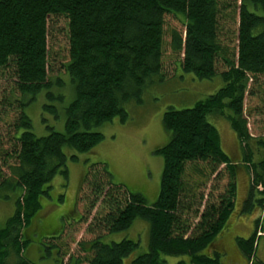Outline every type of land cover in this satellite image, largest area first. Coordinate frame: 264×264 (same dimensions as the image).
I'll return each instance as SVG.
<instances>
[{
  "label": "trees",
  "instance_id": "1",
  "mask_svg": "<svg viewBox=\"0 0 264 264\" xmlns=\"http://www.w3.org/2000/svg\"><path fill=\"white\" fill-rule=\"evenodd\" d=\"M168 16L182 25L169 33L171 53L181 56L178 67L198 80L217 77L221 87L191 108L164 112L162 124L170 139L155 151L163 170L154 203L114 184L104 164L89 167L77 200L86 202V213L78 221L86 223L96 213L86 229L93 238L78 243L81 262L123 264L138 244L115 242L111 235L141 220L148 250L128 264H165V256L186 259L176 264H221L215 239L237 209L235 168L209 115L224 118L239 142L241 164L250 178L241 210L250 212L255 205L264 210V199L254 198L257 188L264 191V151L251 144H264V136L251 139L246 117L257 112L264 118V0H0V80L21 97L11 150L1 154L0 148L4 165L13 160L7 165L9 176H2L0 168V189L20 191L13 215L0 230V264H32L22 255L29 242L23 229L53 177H67L64 149L92 150L103 140L97 129L116 117L125 124L126 105L141 104L146 88L164 78ZM57 18L66 22L68 60L62 71L74 96L64 111L63 132L37 137L25 107L42 93L50 102L63 99L51 91L62 87V79L48 78V22ZM245 98H255L257 106L245 110ZM7 102L2 99V105ZM43 109L56 115L53 105ZM82 188L87 197L81 196ZM255 224L250 238L234 242L248 264H264L254 250ZM56 230L47 227L46 233Z\"/></svg>",
  "mask_w": 264,
  "mask_h": 264
},
{
  "label": "rangeland",
  "instance_id": "2",
  "mask_svg": "<svg viewBox=\"0 0 264 264\" xmlns=\"http://www.w3.org/2000/svg\"><path fill=\"white\" fill-rule=\"evenodd\" d=\"M165 21L162 70L164 78L156 80L146 88L142 94L141 104L126 105L129 119L125 124H121L116 117L110 123L98 128V132L103 135V140L92 150L86 153H75L70 149H64L67 156V177L60 174L53 177L46 190V195H42L39 199L38 210L30 219L29 225L23 229V237L29 242L22 255L24 254V257L32 264H84L81 262L84 255L78 243L93 238V235L88 234L86 229L96 209L86 217V223L80 222L82 219L80 221L78 219L80 215H85L87 206L86 202L77 200L82 179L92 164H104L114 184L126 187L130 193L141 195L147 204L154 203L158 196L163 170L162 157L155 151L165 146L170 139L169 132L162 124L164 112L168 108L175 110L191 108L197 101L221 87V81L217 77L212 80H198L178 67L181 56L178 57L171 53L169 33L171 29L181 30V21L173 16L166 17ZM47 39L48 78L52 81L55 78H61L63 81L60 89L54 87L51 91L55 95H62L63 99L50 102L42 93L25 107V114L31 121L32 132L37 137L47 136L51 130L63 132L64 111L74 96L70 79L62 71V66L68 60L67 27L62 18L51 19L48 22ZM9 88V82L1 79V154L11 150L13 144L11 127L17 114V100L19 98L21 100L19 95L15 96L8 92ZM3 98L8 100L5 105H2ZM255 98H245V110L257 106ZM25 100L22 99V101ZM43 105L55 106L56 115L45 111ZM246 117L251 139L254 141L261 139L264 136L262 115L251 112L250 116L246 114ZM207 119L217 129L223 152L234 163L235 168L237 209L236 212L233 211L234 214H231L226 226L215 239L216 248L221 255V264H248L236 248L234 241L236 237L250 238L255 232L256 222L259 224V234L255 238L254 250L257 258L264 262V210L256 205L250 212L241 210L250 178L246 168L241 164L239 142L224 118L209 115ZM255 143L264 151L263 143L258 141L251 144L255 145ZM70 155H76V161H71ZM258 155L256 154V157ZM260 158H264V155ZM3 163L0 158L2 176H9L7 165L13 164V160H7L5 165ZM19 194L18 188L0 189V230L13 215L15 200ZM88 194V190L82 188L81 196L87 197ZM254 198L256 201L264 199V191L261 187L254 192ZM144 223L136 220L129 230L111 235L115 242L129 239L138 244V248L124 259L123 264H128L132 257L139 256L148 250V232L145 228L146 223ZM47 227L57 230L48 234L46 233ZM61 230L64 231L62 235ZM164 259L165 264H176L180 260H186L172 256H165Z\"/></svg>",
  "mask_w": 264,
  "mask_h": 264
},
{
  "label": "crops",
  "instance_id": "3",
  "mask_svg": "<svg viewBox=\"0 0 264 264\" xmlns=\"http://www.w3.org/2000/svg\"><path fill=\"white\" fill-rule=\"evenodd\" d=\"M237 205H238V204H237V202H236V208H237Z\"/></svg>",
  "mask_w": 264,
  "mask_h": 264
}]
</instances>
